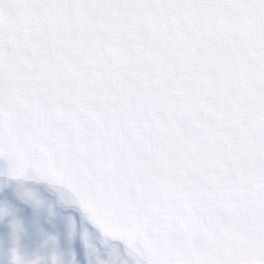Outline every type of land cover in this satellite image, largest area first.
I'll list each match as a JSON object with an SVG mask.
<instances>
[{"label": "snow or ice", "instance_id": "obj_1", "mask_svg": "<svg viewBox=\"0 0 264 264\" xmlns=\"http://www.w3.org/2000/svg\"><path fill=\"white\" fill-rule=\"evenodd\" d=\"M0 158L96 264H264V0H0Z\"/></svg>", "mask_w": 264, "mask_h": 264}]
</instances>
